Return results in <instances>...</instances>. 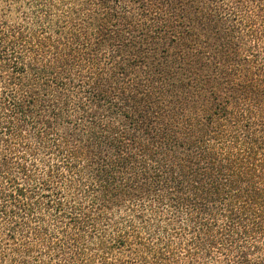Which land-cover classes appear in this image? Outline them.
Masks as SVG:
<instances>
[{
	"label": "trees",
	"instance_id": "trees-1",
	"mask_svg": "<svg viewBox=\"0 0 264 264\" xmlns=\"http://www.w3.org/2000/svg\"><path fill=\"white\" fill-rule=\"evenodd\" d=\"M0 264H264V0H0Z\"/></svg>",
	"mask_w": 264,
	"mask_h": 264
}]
</instances>
